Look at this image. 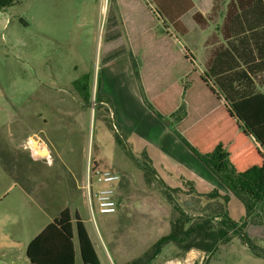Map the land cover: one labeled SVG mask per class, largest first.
I'll use <instances>...</instances> for the list:
<instances>
[{
  "label": "rangeland",
  "instance_id": "1",
  "mask_svg": "<svg viewBox=\"0 0 264 264\" xmlns=\"http://www.w3.org/2000/svg\"><path fill=\"white\" fill-rule=\"evenodd\" d=\"M75 1V12L71 8L67 12L63 0L47 2L39 12L30 0H17L0 10V264H32L26 255L29 242L65 207L80 213L101 264L130 262L169 233L179 215L166 187L193 220L212 217L217 227L230 219L239 230L229 229L230 239L211 253L200 249L183 253L167 244L150 264L171 259H180L179 264H264V192L237 196L209 168L211 179L200 181L204 175L196 178L169 163L155 150L144 148V140L135 142V134H126L117 125L124 144L132 146L134 160L104 122L95 119L98 85L102 92L105 81L113 96L127 86L131 49L140 61L146 54L156 69L161 46L188 47L196 64L204 66L203 36L191 12L183 17L187 34L169 27L171 38H163L164 24L149 12L145 0L120 4L125 30L115 0H98V11L83 19L79 0ZM194 1L200 9L208 0ZM219 23L218 17L211 29ZM86 74L92 82L89 104L71 84ZM113 106L115 123L133 126L132 118L122 114L123 104ZM34 132L48 142L50 160L30 158L22 147V140ZM143 150L152 159L156 175L143 168L149 165ZM94 159L101 168L121 175L118 210L113 214L95 211L92 215L89 208L86 185ZM246 201L252 202V210H247ZM77 264H84L80 256Z\"/></svg>",
  "mask_w": 264,
  "mask_h": 264
},
{
  "label": "trees",
  "instance_id": "2",
  "mask_svg": "<svg viewBox=\"0 0 264 264\" xmlns=\"http://www.w3.org/2000/svg\"><path fill=\"white\" fill-rule=\"evenodd\" d=\"M16 1L0 0V10ZM151 1L154 6L146 3V7L164 24L163 38H171L167 30L170 25L181 34L188 31L181 17L193 8V0ZM238 1L244 10L252 6L250 0ZM233 6L236 8L235 3ZM194 19L201 22L200 13H195ZM121 23L124 26L122 16ZM161 47L156 69L146 54L140 61L130 50L131 64L147 106L161 119L175 114L178 120L175 130L181 140L237 196L254 194L257 190L264 192V94H254L223 105L209 76L195 66L194 55L190 51L181 52L172 44ZM73 86L83 101L89 104L92 98L90 75L77 78ZM95 101V119H101L115 141L124 144V136L117 130L112 116V101L100 92L99 85ZM213 104L223 107V112L211 116L205 114L206 108ZM125 146L135 160L132 146L129 143ZM141 154L147 157L149 163L143 165L145 171L156 175L148 153L143 150ZM90 166L91 170L101 168L96 159ZM167 188L166 194L179 212L172 221L170 232L158 238L143 255L124 264H150L170 243L183 253L191 249L211 253L220 243L230 239L229 229L238 232L237 222L230 219L217 227L213 225L212 217L193 220V216L176 202L171 188ZM245 204L248 211L252 210L251 201ZM77 254L84 264H101L85 222L77 211L73 214L69 207L46 224L31 239L26 250L32 264H77Z\"/></svg>",
  "mask_w": 264,
  "mask_h": 264
},
{
  "label": "crops",
  "instance_id": "3",
  "mask_svg": "<svg viewBox=\"0 0 264 264\" xmlns=\"http://www.w3.org/2000/svg\"><path fill=\"white\" fill-rule=\"evenodd\" d=\"M115 1L118 4L120 14V4H125L128 1ZM47 2L57 4L59 0H30L31 6L37 12L43 11ZM145 2L154 6L151 0H145ZM250 2L251 8L244 10L238 0H208L207 4L200 6V9L194 1L193 8L181 17L184 22L183 17L191 12V17L198 27L200 35L203 36L201 44L205 52L204 66L201 68L196 64V56L188 47L178 49L181 52L188 50L194 55L195 66L209 76L211 83L221 97L220 103L223 105H230L232 102L254 94H264V0H250ZM65 3L67 4V12L70 8L72 12L77 11L75 0H63V4ZM233 3L236 4V8ZM79 5L78 13L83 19L84 15L90 17L93 16L95 10L98 11L99 2L98 0H79ZM195 13H200L201 22L194 19ZM218 17L220 23L211 29V22ZM122 27L125 30L123 24ZM169 32L171 34L170 28ZM188 32L189 29L185 34ZM117 35H121V33L117 32ZM128 66L127 86H123L122 89L119 88L117 96H113V91L110 88H105V81L102 83L101 93L111 99L112 112L113 105L120 102L123 104L122 114H124V118L126 119V116L129 115L134 121L133 126L125 128L117 122L119 129L129 135L135 134L137 136L135 142L139 139L140 142L144 140L146 142L143 144L144 148L155 150L169 163L181 166L196 178L204 175L200 177V181H209L211 179L207 173L209 169L176 133L175 127L178 120L175 114L161 119L147 106L131 59H129ZM74 80L71 81L72 86ZM123 83L126 84V81ZM123 83L121 84L123 85ZM84 104L86 103L84 102ZM222 108L218 104H213L206 108L205 114L211 116L216 115L217 112L222 113ZM114 118L116 119L115 115ZM118 127L117 130L119 131ZM30 158L40 157H34L30 154ZM194 166L197 167L196 171ZM83 171L85 174L86 167ZM55 217H52V220ZM78 257L79 254H77V260ZM179 262H181L180 259L176 261L171 259L166 264H178Z\"/></svg>",
  "mask_w": 264,
  "mask_h": 264
},
{
  "label": "built area",
  "instance_id": "4",
  "mask_svg": "<svg viewBox=\"0 0 264 264\" xmlns=\"http://www.w3.org/2000/svg\"><path fill=\"white\" fill-rule=\"evenodd\" d=\"M22 147L34 157L51 159L49 144L38 132L28 134L22 141ZM90 167L88 169L86 194L92 215L95 211L102 214L115 213L118 210L117 187L121 175L109 169L96 168L91 170ZM99 183L103 186H98Z\"/></svg>",
  "mask_w": 264,
  "mask_h": 264
}]
</instances>
